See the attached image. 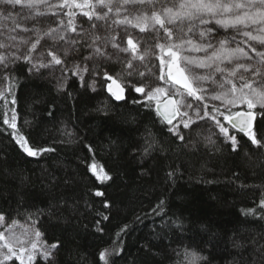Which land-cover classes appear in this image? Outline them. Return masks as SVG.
Wrapping results in <instances>:
<instances>
[{
	"label": "snow or ice",
	"instance_id": "snow-or-ice-1",
	"mask_svg": "<svg viewBox=\"0 0 264 264\" xmlns=\"http://www.w3.org/2000/svg\"><path fill=\"white\" fill-rule=\"evenodd\" d=\"M21 65L29 76H55L62 92L70 81L78 82L94 93L106 87L119 102L127 100L130 87L143 98L133 103L154 111L165 126L162 131L187 151H198L202 143L214 149L219 143L237 154L264 153V0H0L2 123L28 157H37L55 149L33 145L17 127L15 108L7 107L17 103ZM67 95L72 97L70 91ZM107 109L105 103L96 110L108 115ZM200 129L208 133L203 140ZM158 143L147 128L140 158L151 156ZM85 147L95 151L90 144ZM89 169L101 184L114 182L97 163ZM177 171L172 168L168 177ZM254 187L260 196L245 215L264 219V183ZM90 191L105 197V209L112 206L107 189ZM164 209L160 200L153 211L160 215ZM43 215L50 213L28 210L21 223L0 213V264H56L62 244L45 238ZM127 231V225L120 228L112 243L98 251L95 264H118ZM204 259L192 255L190 264Z\"/></svg>",
	"mask_w": 264,
	"mask_h": 264
},
{
	"label": "trees",
	"instance_id": "trees-1",
	"mask_svg": "<svg viewBox=\"0 0 264 264\" xmlns=\"http://www.w3.org/2000/svg\"><path fill=\"white\" fill-rule=\"evenodd\" d=\"M25 67L17 73V103L7 107L15 108L17 127L33 145L55 151L28 157L2 123L6 106L0 101V213L21 223L28 210L50 213L41 225L49 242L62 244L56 264H95L98 251L125 225L118 264H190L192 255L205 257L202 264H264V219L245 215L260 196L254 186L264 183V153L237 154L219 143L187 151L162 131L154 111L133 103L143 98L130 87L127 100L117 103L106 87L94 93L70 81L62 92L55 76H29ZM105 103L108 115L96 110ZM147 128L159 143L141 159ZM200 132L203 140L208 133ZM93 162L114 182L96 181L89 169ZM172 168L178 171L169 178ZM93 188L107 189L110 208ZM160 200L165 209L157 215L153 209Z\"/></svg>",
	"mask_w": 264,
	"mask_h": 264
},
{
	"label": "rangeland",
	"instance_id": "rangeland-1",
	"mask_svg": "<svg viewBox=\"0 0 264 264\" xmlns=\"http://www.w3.org/2000/svg\"><path fill=\"white\" fill-rule=\"evenodd\" d=\"M57 73H59V72H57ZM155 83H158V81L157 82H155ZM4 85H3V83L2 82H0V88H2ZM20 229L18 228L17 229V231H19Z\"/></svg>",
	"mask_w": 264,
	"mask_h": 264
},
{
	"label": "water",
	"instance_id": "water-1",
	"mask_svg": "<svg viewBox=\"0 0 264 264\" xmlns=\"http://www.w3.org/2000/svg\"><path fill=\"white\" fill-rule=\"evenodd\" d=\"M108 93V92H107ZM108 95L110 96V94L108 93ZM125 95H126V92H125ZM111 97V96H110ZM112 98V97H111ZM113 99V98H112ZM114 100V99H113ZM115 101V100H114ZM115 102H117V103H122L123 101H115Z\"/></svg>",
	"mask_w": 264,
	"mask_h": 264
}]
</instances>
